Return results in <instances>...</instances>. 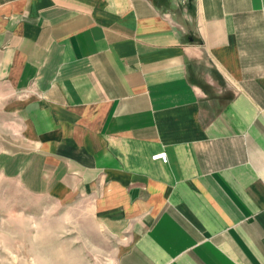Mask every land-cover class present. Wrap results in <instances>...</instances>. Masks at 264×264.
<instances>
[{
    "label": "crops",
    "instance_id": "obj_1",
    "mask_svg": "<svg viewBox=\"0 0 264 264\" xmlns=\"http://www.w3.org/2000/svg\"><path fill=\"white\" fill-rule=\"evenodd\" d=\"M0 84L114 264H264V0H0Z\"/></svg>",
    "mask_w": 264,
    "mask_h": 264
},
{
    "label": "rangeland",
    "instance_id": "obj_2",
    "mask_svg": "<svg viewBox=\"0 0 264 264\" xmlns=\"http://www.w3.org/2000/svg\"><path fill=\"white\" fill-rule=\"evenodd\" d=\"M8 93L0 84V264H114L117 242L86 201L56 202L22 185L11 158L23 141Z\"/></svg>",
    "mask_w": 264,
    "mask_h": 264
},
{
    "label": "built area",
    "instance_id": "obj_3",
    "mask_svg": "<svg viewBox=\"0 0 264 264\" xmlns=\"http://www.w3.org/2000/svg\"><path fill=\"white\" fill-rule=\"evenodd\" d=\"M154 158H162L164 161H167L168 160L167 153H165V152L155 155Z\"/></svg>",
    "mask_w": 264,
    "mask_h": 264
}]
</instances>
